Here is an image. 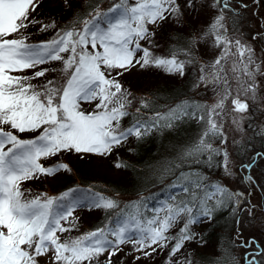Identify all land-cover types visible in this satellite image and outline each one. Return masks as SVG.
<instances>
[{
	"label": "snow or ice",
	"instance_id": "snow-or-ice-1",
	"mask_svg": "<svg viewBox=\"0 0 264 264\" xmlns=\"http://www.w3.org/2000/svg\"><path fill=\"white\" fill-rule=\"evenodd\" d=\"M38 6L39 0H0V264H41L44 258L50 264H100L101 257L114 264L125 245L139 253L137 261L168 249L165 264H181L173 258L197 239L193 225H211L225 211L233 217L234 235L204 264H264L259 259L264 248L241 230V213L251 219L259 207L248 199L252 188L260 187L251 170L264 161V149L253 150L250 143L264 139V48L257 56L249 43L231 36L241 31L240 9L248 5L209 0L204 6L213 16L206 30L160 52L151 26L182 24L197 0H89L75 7L65 0L72 17L63 26L33 18ZM35 25L53 36L31 41L25 33ZM251 39H264V23ZM202 41L217 50L214 58L198 59ZM137 66L181 78L192 68L199 73L192 88L211 92L215 102L180 98L182 93L167 99L153 95L130 111L135 97L118 77ZM189 121L200 125V134L155 174L163 198L149 191L124 201L82 187L31 196L22 188L26 181L71 171L62 162L44 166L42 159L62 152L106 157L130 138L140 142ZM229 127L247 135L231 141L233 152ZM26 134L31 138H22ZM233 154L247 159L237 161ZM114 167L131 166L118 159ZM205 169H219L226 179L239 177L249 190H233ZM80 208L102 212L104 223L62 238L78 229L74 213ZM237 247L246 250L241 260L232 252ZM182 264L197 261L188 255Z\"/></svg>",
	"mask_w": 264,
	"mask_h": 264
},
{
	"label": "trees",
	"instance_id": "trees-1",
	"mask_svg": "<svg viewBox=\"0 0 264 264\" xmlns=\"http://www.w3.org/2000/svg\"><path fill=\"white\" fill-rule=\"evenodd\" d=\"M183 0H181L182 2ZM199 0H197L198 2ZM204 0L198 7V11H202L201 18L197 15L189 17L186 20L185 25L182 28L175 29L174 21H168L160 26H151V30L155 32L153 43L159 47L157 52L167 49L176 40H185L197 35L202 30H206L208 24H210L213 12L210 11L204 5L208 4ZM89 0H73L74 7L77 4H87ZM248 5L247 9H240L243 16V23L240 25V34L251 36L256 32L249 26V21L252 19L262 17L260 14L253 15L252 9L260 10L264 12V0H259V3H254L253 0H243ZM237 5V0H233V6ZM197 8V9H198ZM80 9L77 8V11ZM256 10L254 13H257ZM249 12V13H248ZM258 15H260L258 17ZM32 16H36L35 19L41 23H47L55 21L57 26H63L65 23L71 22L72 9L65 6V0H39V6L32 13ZM263 18V17H262ZM204 23H203V22ZM261 23H264L261 19ZM38 25L30 26L25 34H30L31 41H42L50 39L54 32L49 30L48 32H39ZM249 27V28H248ZM189 28V30H188ZM182 31H186L184 34ZM237 33V32H236ZM158 39V41H156ZM203 42V41H202ZM257 44L264 47V39L256 40ZM205 44V42H203ZM147 47V43H144ZM198 59L205 60V57L198 51ZM209 60V58H208ZM50 67L51 65H45ZM198 72L189 68L188 75L184 78L179 76L168 75L160 69L134 67L118 79L125 89H127L133 97V106L130 111H135V108L139 106L141 99H151L153 95H158L163 99H167L169 95L180 96V98H192L197 102L210 105V101L206 99V93L202 90L197 91L192 88V84L195 82ZM31 75V72L26 73ZM115 75V73H113ZM83 104L84 108L91 110L94 108V104ZM128 120L125 119L124 123L127 124ZM201 128L195 121H189L184 123L179 130L166 131L163 134H156L150 137H146L143 141L137 142L134 138H130L120 148L114 149L109 156H97L92 154H85L83 156L76 153L62 152L57 156L50 157L48 159L41 160L44 166H50L57 162L68 164L71 169L70 172H58L53 176H44L42 179L29 180L23 183L22 188L25 190L26 195L34 196L39 193H46L49 196H56L63 191L73 188L82 187L85 189H92L94 191H101L105 194H111L117 196L118 199L127 201L130 198L137 196L140 192L148 193L154 192L159 198H163L166 192H160V184L157 182L156 173H158L166 164L172 162L176 158V153L184 146L190 144L200 134ZM32 134H26L22 138H31ZM247 139V135L243 138ZM250 143L253 146V150L264 149V139L259 137L252 138ZM131 149V151L129 150ZM237 160L247 159V156L240 157L235 155ZM126 161L131 167L129 169H117L114 164L117 160ZM135 169V171H133ZM205 171L216 178L220 183L227 184L231 189L248 191L249 185L241 182L239 178V186H230L227 179L223 178L222 171L219 169ZM139 173V175H137ZM252 175L255 177L260 187L252 188V195L248 199L254 205H259L255 210V217L249 218L247 213H241V230L242 236L245 239L254 238L261 248H264V161L258 163V165L251 170ZM46 178V180H45ZM42 180L47 182L46 187L43 184L39 188V182ZM44 186V187H43ZM43 187V188H42ZM38 190V191H37ZM37 191V192H36ZM118 194V195H117ZM150 205L152 201H149ZM80 216L78 217V229L70 233H64L62 238L76 237L83 233H86L95 227L104 223L103 213L95 210H88L87 208H80ZM79 210V211H80ZM84 215V216H82ZM178 227L170 230L169 235L178 231ZM235 224L233 223V217L226 211L218 213L216 220L213 224L208 223L193 225L192 231L197 234V239L191 242H187L185 247L173 259L177 261H183L184 256L190 255L197 264H204V262L217 254L218 249L222 246H228L229 238L234 235ZM129 251L123 252L124 249L114 257V264H165L168 259V249L159 253L158 255H152L148 261L142 257L138 261L135 256L139 253L133 254L131 246L125 245ZM123 246V247H125ZM245 249L234 248L232 252L235 254L238 260H241ZM124 253V254H123ZM129 258L131 261L124 259ZM260 260H264V255L259 257ZM104 257L100 258V264H104ZM41 264H50V262L44 258L41 260Z\"/></svg>",
	"mask_w": 264,
	"mask_h": 264
},
{
	"label": "rangeland",
	"instance_id": "rangeland-1",
	"mask_svg": "<svg viewBox=\"0 0 264 264\" xmlns=\"http://www.w3.org/2000/svg\"><path fill=\"white\" fill-rule=\"evenodd\" d=\"M203 1L204 0H199L198 2H197V8L203 3ZM209 1V0H208ZM208 1H205V2H208ZM183 2V1H182ZM195 9V10H188L187 12H186V14H185V16H184V18H183V23L182 24H177V23H175L174 22V25H175V29L177 30L178 28H182L184 25H185V22H186V20L187 19H189V17H195L196 15H197V17H199V18H201V14H203V12L201 11H198L199 10V8L198 9ZM252 9V13H254V11L256 10V9H254V8H251ZM256 12H257V14H260L262 17H260V20L258 19V18H255V19H252L251 21H249V26L251 27L252 26V24H251V22H253V25H257L256 27H251V29L252 28H254L253 30L255 31V32H258V31H260V24H261V19H263V21H264V12H260V10H256ZM249 13V12H248ZM260 15H258V17L260 16ZM33 18H35L36 16H32ZM171 22H173V21H171ZM203 22V21H202ZM204 23V22H203ZM37 28H39V25L37 26ZM249 28V27H248ZM27 30H29V29H27ZM26 30V31H27ZM188 30H189V28H188ZM186 31H182L181 33H185ZM231 36H233V37H235V38H241V39H243V40H245L247 43H249L253 48H255L256 49V54H257V56H261L262 55V53H261V51H260V49L261 48H264V47H262V46H260V45H258L257 44V42L256 41H253L252 39H251V36H247V35H244V34H240L239 32H233V33H231ZM156 41H158V39H156ZM263 44H264V42H262ZM198 51L201 53V55L202 56H204L205 57V60H208V58L209 59H212V58H214V55L217 53V50L216 49H214L213 47H212V45H211V43H203V42H201L200 43V45H199V47H198ZM197 72V71H196ZM199 73H197V75H198ZM206 99L208 100V101H210V105L211 104H213L214 102H215V97H214V95L211 93V92H208V93H206ZM89 105V104H88ZM87 105V106H88ZM92 105V104H91ZM90 106V105H89ZM230 117H227L226 119H225V124H226V126L227 125H230ZM245 135L246 134H241V133H235V132H233L232 130H231V128L229 127V129H228V136H229V144H228V148H229V150H230V152H233V149H234V146L232 145V143H231V141L233 140V139H236V140H243V138L245 137ZM50 158V157H49ZM233 159H235V160H237V158H236V156H235V154H233ZM42 160H44V159H42ZM238 161V160H237ZM42 179V178H41ZM45 180H46V178H45ZM227 181H228V183H229V185L230 186H233V187H237L238 188V186H239V178L238 177H232V178H230V179H227ZM40 184H39V188L43 185V184H45V183H47V182H45L44 183V181L42 182V180L39 182ZM45 187H46V184L44 185ZM43 186V187H44ZM42 187V188H43ZM38 191V190H37ZM36 191V192H37ZM80 209H77L76 211H75V213H76V215L77 216H80V212H81V210L79 211ZM82 216H84V215H82ZM127 246H131V245H127ZM123 249H124V253L125 252H128L129 251V249L125 246V247H123ZM163 251H166V249L165 250H163ZM163 251H158V253H154L153 255H158L159 253H161V252H163ZM123 253V254H124ZM133 254H136L135 252H133ZM47 259V258H46ZM124 259H125V261L126 260H129V261H131L129 258H127L126 256L124 257ZM150 258H146V260L145 261H148Z\"/></svg>",
	"mask_w": 264,
	"mask_h": 264
}]
</instances>
